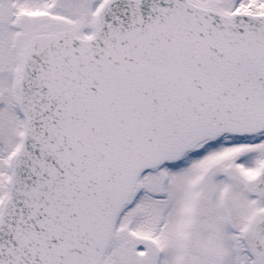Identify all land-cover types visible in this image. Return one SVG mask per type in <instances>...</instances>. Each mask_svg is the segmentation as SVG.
<instances>
[{"label": "snow or ice", "instance_id": "snow-or-ice-1", "mask_svg": "<svg viewBox=\"0 0 264 264\" xmlns=\"http://www.w3.org/2000/svg\"><path fill=\"white\" fill-rule=\"evenodd\" d=\"M0 264H264V0H0Z\"/></svg>", "mask_w": 264, "mask_h": 264}]
</instances>
